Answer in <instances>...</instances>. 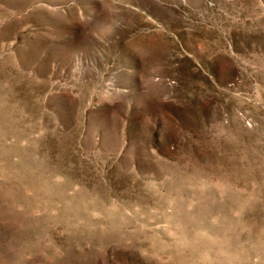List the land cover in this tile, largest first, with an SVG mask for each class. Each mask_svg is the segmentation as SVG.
Returning a JSON list of instances; mask_svg holds the SVG:
<instances>
[{
    "label": "rangeland",
    "instance_id": "1",
    "mask_svg": "<svg viewBox=\"0 0 264 264\" xmlns=\"http://www.w3.org/2000/svg\"><path fill=\"white\" fill-rule=\"evenodd\" d=\"M0 264H264V0H0Z\"/></svg>",
    "mask_w": 264,
    "mask_h": 264
},
{
    "label": "bare ground",
    "instance_id": "2",
    "mask_svg": "<svg viewBox=\"0 0 264 264\" xmlns=\"http://www.w3.org/2000/svg\"><path fill=\"white\" fill-rule=\"evenodd\" d=\"M159 42V41H158ZM161 43H159L158 45H156V46H159ZM162 45H164V44H162ZM154 47V46H153ZM162 48V47H161ZM158 49V48H157Z\"/></svg>",
    "mask_w": 264,
    "mask_h": 264
}]
</instances>
